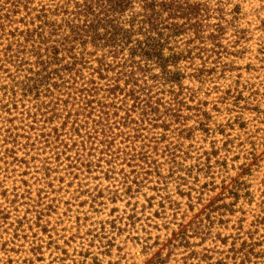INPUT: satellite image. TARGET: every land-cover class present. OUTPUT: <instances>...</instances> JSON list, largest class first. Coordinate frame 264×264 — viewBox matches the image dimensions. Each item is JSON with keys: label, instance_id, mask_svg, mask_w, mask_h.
Wrapping results in <instances>:
<instances>
[{"label": "rangeland", "instance_id": "1", "mask_svg": "<svg viewBox=\"0 0 264 264\" xmlns=\"http://www.w3.org/2000/svg\"><path fill=\"white\" fill-rule=\"evenodd\" d=\"M226 1L240 13L223 38L225 71L182 82L206 125L194 111L167 130L142 123L130 135L145 155L129 164L86 153L76 162L62 118L44 122L23 98L0 104V264H239L233 249L263 241L264 0ZM14 28L23 26L6 31ZM170 90L153 92L165 102ZM49 132L58 140L47 145Z\"/></svg>", "mask_w": 264, "mask_h": 264}, {"label": "trees", "instance_id": "2", "mask_svg": "<svg viewBox=\"0 0 264 264\" xmlns=\"http://www.w3.org/2000/svg\"><path fill=\"white\" fill-rule=\"evenodd\" d=\"M16 4L0 6V104L16 107L23 98L44 122L62 118V131L66 129L70 139L76 137L72 144L79 147L76 162L84 153L106 165L119 160L129 164L145 155L143 146L135 147L131 139L140 138L135 134L146 122L167 130L168 123L184 126L188 118L184 112L194 111L199 125H206L201 117L206 120L207 113L186 103L187 98L196 100V92L182 82L192 78L202 85L220 72L226 52L223 38L240 13L238 6L229 9L226 0H18ZM21 10L24 15L18 19ZM16 23L23 29L6 31ZM164 85L172 90L169 101L162 102L153 89ZM189 131L177 129L181 139ZM52 133L42 135L47 145L58 140ZM170 156L175 162L177 155ZM256 223L264 228V217L258 216ZM261 243L264 239L243 241L232 250L234 262L250 264L254 259L252 264H264V250L256 251Z\"/></svg>", "mask_w": 264, "mask_h": 264}]
</instances>
